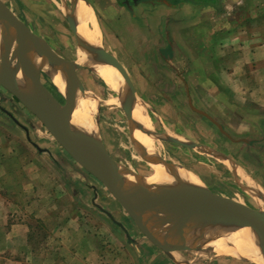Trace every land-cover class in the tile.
Instances as JSON below:
<instances>
[{
  "label": "crops",
  "instance_id": "0c3cea01",
  "mask_svg": "<svg viewBox=\"0 0 264 264\" xmlns=\"http://www.w3.org/2000/svg\"><path fill=\"white\" fill-rule=\"evenodd\" d=\"M2 1L11 10L14 5H20L21 14L31 23L38 24V19L46 17L45 22L55 28L53 20L62 19L78 48L84 47L77 35L74 17L80 0ZM82 1L92 9L105 52L104 27L110 25L120 30L123 38L119 43L130 55H162L163 61H178L179 67L175 68L185 87L188 113L199 117L201 123L216 126L224 134L194 107L216 119L236 139L224 134L235 146L246 144L243 149L249 155V163L261 173L254 174L255 170L222 150L212 149L211 153L228 161L237 175L244 172L264 195V0H152L134 4L125 0L124 3L120 0ZM112 13L120 15L121 19L115 20ZM28 27L52 45L37 29H32V25ZM155 61H161L160 57ZM28 110L0 80V264H178L140 227L147 240L135 238L113 213L96 200L92 203L91 196L87 195L91 188L80 185L73 174L79 170L73 165V172L70 168L65 171V182L73 196L60 197L61 171L56 152L32 141L28 117L24 115ZM188 113L186 117L191 120L193 117ZM177 131L186 138L181 141L195 144L189 146L174 141L181 147L209 149L208 143L197 140L191 132ZM63 161L68 162L64 158ZM177 166L192 171L203 182L194 168L183 163ZM240 178V184L249 194L245 180ZM49 193L50 198L44 197ZM71 198L76 202L74 205L92 209L95 216L89 219L92 227L81 226L88 220L85 217L74 216L70 220L66 217L61 221L59 204L71 205ZM43 204L51 211L48 216L52 225L48 236L51 239L48 238L45 246L33 229L30 215L41 217ZM257 206L251 207L262 210ZM70 228L73 233L67 231V238L61 239Z\"/></svg>",
  "mask_w": 264,
  "mask_h": 264
},
{
  "label": "rangeland",
  "instance_id": "374dc122",
  "mask_svg": "<svg viewBox=\"0 0 264 264\" xmlns=\"http://www.w3.org/2000/svg\"><path fill=\"white\" fill-rule=\"evenodd\" d=\"M204 2L212 1L204 0ZM13 7L14 10L11 11L18 18H23L22 20L19 18L22 22L25 24L27 23V26L29 24L32 25V29H37L38 33H41L49 39L52 42V47L56 51H60L62 54L65 53V55L59 53L62 58L66 60H77L76 52L79 45L75 38L69 34L65 22L62 19L53 20L55 28L50 27V25L45 22L46 17L41 18V20L38 19V24L31 23L29 19L21 14L20 9L22 8H20V5H14ZM111 15H113L115 20L120 17V15L115 16L116 14L113 13ZM34 25H38L37 28H35ZM41 25H44V27H41ZM104 29L107 52L112 54L127 71L135 85L139 97L143 101L144 109L152 124L150 128H144V132L154 139V147L156 146L158 148V152L160 151L159 154H162L171 164L178 165L179 163H183L186 166L194 168L203 178L202 183L212 188L214 191L240 202V204L249 207H258L257 204L254 203L255 201L252 196H250L243 188L242 184H240L239 179H241V176L236 174L233 166L225 159H218L216 155L211 153V150H222L229 155V157L231 155L237 159L239 158V160L242 161L241 163L244 165L247 164L249 168L255 170L253 173L256 175L261 173L259 171L260 169L257 170L254 164L249 163V155H246L243 149V147H246V144L241 143L235 146L229 138L218 131L216 126L201 123L199 117H194L191 113H188L190 109L186 106L185 87L184 84L180 82L179 76L177 75L178 69L176 68L179 67L178 61H174L173 63L167 60L163 61L161 58L162 55H130L129 51L119 43L123 38L120 34V30L114 26L110 27V25H108V27L105 26ZM156 57L157 60H159L160 57L161 61H155ZM1 59L2 53L0 52V60ZM77 72L81 84L77 88V92H85L90 97H97L101 101L106 102L100 104L99 110L94 114V122L97 127L100 128L101 138L111 156L119 164L140 176L149 174L151 172V167L149 162L142 156L135 143L131 118L123 107L109 103L112 102L114 98L120 96V91L111 89L99 73L93 69L84 67L78 69ZM41 79L50 95L59 103L63 104L66 101L64 94L67 93L68 89H66V93H63L47 71H42ZM122 84L124 94L126 95L129 93L127 85L125 83ZM187 113L188 116L191 115L193 117L191 120L186 117ZM24 115L28 117L27 123L33 137L32 141L35 140L41 147L45 149L49 148L56 152V161L61 171L59 178L61 180L60 197L68 199L69 195L73 196L70 194V188L67 186V182H65V175L67 174L65 171L70 168V172H73V167L71 168V165H73L76 170H79L78 172L74 171L73 174L76 175L75 177L77 181L80 182V185H82V187L86 186L91 188V193L87 194L91 196V202L95 203L96 200L97 203L102 205L108 212L113 213L117 218L115 219L120 221L135 238L139 237V239L147 240V237L144 236V233L140 230V226L136 225L135 222L133 223L129 215L130 213L115 198L110 190L64 149L36 115L29 110ZM177 129L186 130L188 133L191 132L197 140L208 143L209 149H187L181 147V145L174 141L171 142L166 140V137L169 136L186 139L180 135ZM63 158L68 162L63 161ZM245 160L248 163L245 162ZM44 197L50 198L51 195L49 193ZM69 201L72 202L71 205L67 204V206H65L61 202L59 204L61 221L65 220L66 217L68 220L74 216L85 217L88 220L81 223V226L86 224L92 227L93 224L89 222V219L92 220L95 217L93 216L92 209L88 207H78L76 206L77 204L74 205L76 202L72 198ZM117 209L122 211L124 215L118 212ZM49 213L51 214L48 205L43 204L41 217L30 214L32 217L31 222L33 229L38 234L39 241H42L44 246L47 244L48 238L51 239V237H48L52 231L50 216H48ZM158 218L160 219V217ZM153 221L154 220H151L147 224H151ZM170 224H173V222H170ZM67 231L73 233L72 228L69 230L66 229L61 239L67 238ZM161 233L164 234L165 231H161ZM189 245L193 248H180L175 242L173 244L175 249L166 252L178 264H243L244 262L258 264L247 258L218 252L215 248L210 246L198 245L196 243Z\"/></svg>",
  "mask_w": 264,
  "mask_h": 264
},
{
  "label": "water",
  "instance_id": "95a60500",
  "mask_svg": "<svg viewBox=\"0 0 264 264\" xmlns=\"http://www.w3.org/2000/svg\"><path fill=\"white\" fill-rule=\"evenodd\" d=\"M134 3L140 0H125ZM4 19H10L17 24L14 29H9L4 23ZM0 36L5 44V50L2 53V66L0 67V80L4 83L15 96L32 112L36 115L43 125L50 131L55 139L64 147V149L72 155L78 162L83 165L89 172L97 177L115 196V198L123 205V207L131 214L136 220L140 228L151 238L153 242L161 246L165 251L169 252L174 250L173 244L176 242L180 248H193L189 244L176 239L169 245H165L162 239L158 240L153 235L150 226H146L149 221L145 222L143 217L147 212L157 211L160 221L166 225L173 227L178 226L179 222L175 218H169L166 209L177 204L181 200L189 197L199 196L206 205V218L216 227L220 235L229 236L234 231L232 219L235 216L248 219H261L264 217L263 210L253 209L244 204H240L233 199L221 196L215 193L211 188L203 183H196L187 178L182 177L179 172L172 168L166 170L174 177V182L170 183H146L143 176H140L126 167L119 164L109 153L106 147L101 146L90 140L89 138L74 134L65 128L55 124L48 116L50 106L54 103L60 104L53 98L41 79V73L45 65L51 66L55 69H60L65 72H76L80 68H90L95 70L96 65L104 64L109 65L120 75L122 83H125L128 88L126 112L132 120L133 133L136 130L144 132L142 123L133 116V107L137 102L142 103L135 85L118 60L103 49L99 50L92 59L93 63H80L77 60H66L62 57L58 58L53 50L50 49L46 42L40 41L36 34L22 22L9 7L0 0ZM15 54L21 55L24 60L23 72L26 77L27 85L25 89L15 85H10L4 82V72L11 71L13 63L19 65ZM56 54V55H55ZM38 56L39 61L35 63L34 57ZM78 82L73 85H68L67 94L77 92V88L81 85L79 75H77ZM16 79V78H15ZM82 89V88H81ZM83 90V89H82ZM195 110L203 113L212 120L219 129L229 138L236 140L227 132L224 127L211 115L205 111ZM169 140L179 142L185 145L194 146V143L181 141L176 137H168ZM135 143L142 154V156L150 163H158L153 160L145 150L142 142L135 137ZM85 154L87 157V164L78 158L79 154ZM134 176V181H127V176ZM126 179V180H125ZM128 183L126 187L124 184ZM150 188L154 190L151 196L142 198H129L127 194L134 193L142 188ZM173 222V224H170ZM164 238V234H163ZM177 240V241H176ZM229 247L235 248L232 241H227ZM257 253L264 255V234H261L257 241L254 242Z\"/></svg>",
  "mask_w": 264,
  "mask_h": 264
},
{
  "label": "bare ground",
  "instance_id": "6f19581e",
  "mask_svg": "<svg viewBox=\"0 0 264 264\" xmlns=\"http://www.w3.org/2000/svg\"><path fill=\"white\" fill-rule=\"evenodd\" d=\"M77 7L74 13L75 27L77 26V35L83 42V46L87 48H78L76 52V59L80 63H93L95 55L93 53L103 49L100 44V29L97 25L96 18L92 12V9L84 1L80 0L77 3ZM4 23L9 29H14L17 24L10 19H4ZM38 39L44 43L45 41L37 36ZM50 49L53 50L60 58V54L56 51L51 44H48ZM86 45V46H85ZM5 50V44L0 36V52ZM19 65L12 64L11 71L4 72V82L10 85L25 89L27 85L26 77L22 69H24V60L21 55L15 54ZM60 56V57H59ZM35 63L39 61V57H34ZM61 59V58H60ZM99 75L106 81V83L113 90L120 91V96L114 98L112 102L116 105H120L126 111V104L128 102L127 95L124 94L123 84L117 70L109 65L98 64L95 66ZM44 71H47L59 89L66 93L68 85H75L78 82V72H65L60 69H55L51 66L45 65ZM16 78V79H15ZM66 101L63 104L54 103L50 106L48 116L58 126L67 129L68 131L82 135L98 145L106 147L102 138L101 130L94 122V114L99 110L100 104H104L105 101H101L97 97H90L85 92L78 91L73 94H64ZM106 103V102H105ZM133 116L142 123L143 128L147 129L151 127V120L146 114L143 103L137 102L133 109ZM135 137L142 142L147 154L158 163H150L151 172L147 175H143V180L146 183H172L174 177L166 170L172 168L179 172V174L193 182L201 183L199 177L185 168L171 164L162 154H159L158 148L154 147V139L143 131L136 130L133 133ZM158 152V153H157ZM78 158L87 164L86 155L79 154ZM241 177L245 180L244 184L249 194L254 201L264 211V195L260 193L259 187L247 176L244 172H240ZM134 176H127V181H134ZM126 180V179H125ZM126 187L129 185L125 182ZM154 190L150 188H142L134 193L127 194L129 198H142L145 196H151ZM262 196V197H261ZM169 218H175L179 224L176 227L166 225L161 219L157 211L147 212L143 217L144 221L152 219L154 220L150 225V229L154 236L158 240L162 239L163 243L169 246L176 237L187 244H201L204 246H210L215 248L218 252L233 254L236 257L247 258L258 264H264V255L257 253L254 242L257 241L261 234H264V217L261 219H248L235 216L232 219L234 231L229 236L220 235L215 226L206 218V205L199 196L189 197L181 200L177 204L169 207L165 210ZM161 231H165L163 234ZM227 241H232L235 244V248L229 247Z\"/></svg>",
  "mask_w": 264,
  "mask_h": 264
},
{
  "label": "flooded vegetation",
  "instance_id": "af4514ba",
  "mask_svg": "<svg viewBox=\"0 0 264 264\" xmlns=\"http://www.w3.org/2000/svg\"><path fill=\"white\" fill-rule=\"evenodd\" d=\"M121 1V3L123 2L124 3V0H120ZM140 1H145V2H147V1H150V2H152V0H140ZM139 1V2H140ZM156 0H154L153 2H155ZM129 4H134V2H132V1H129ZM61 53V52H60ZM61 55H65V54H62L61 53Z\"/></svg>",
  "mask_w": 264,
  "mask_h": 264
}]
</instances>
